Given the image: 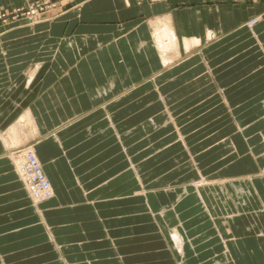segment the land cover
Returning a JSON list of instances; mask_svg holds the SVG:
<instances>
[{"label": "crops", "instance_id": "crops-1", "mask_svg": "<svg viewBox=\"0 0 264 264\" xmlns=\"http://www.w3.org/2000/svg\"><path fill=\"white\" fill-rule=\"evenodd\" d=\"M50 1L0 21V264H264V3Z\"/></svg>", "mask_w": 264, "mask_h": 264}, {"label": "built area", "instance_id": "built-area-1", "mask_svg": "<svg viewBox=\"0 0 264 264\" xmlns=\"http://www.w3.org/2000/svg\"><path fill=\"white\" fill-rule=\"evenodd\" d=\"M54 5L44 1L32 2L27 5L17 6L0 13V21L26 20L29 24L38 23L53 18ZM50 14V15H48ZM18 170L24 173L23 179L36 202L48 200L53 196V189L42 167L32 150L27 149L19 152Z\"/></svg>", "mask_w": 264, "mask_h": 264}, {"label": "rangeland", "instance_id": "rangeland-1", "mask_svg": "<svg viewBox=\"0 0 264 264\" xmlns=\"http://www.w3.org/2000/svg\"><path fill=\"white\" fill-rule=\"evenodd\" d=\"M40 1H43V3H44V1L45 2H47V3H50V4H53L54 5V8L53 9H55V10H53V18H56L57 16H62V15H64V13L66 12V10L68 11V9L70 8V7H68V8H66V9H63V5L65 4V3H63L62 4V2H60V1H50V0H36V1H34V2H40ZM65 1H69V3H71V2H74V0H65ZM261 2L262 3H264V0H261ZM66 5V4H65ZM71 5V4H70ZM73 5V4H72ZM79 5H81V2H77V4H74L73 6H75V8H78V6ZM73 6H71V7H73ZM263 10H264V8H263ZM48 15H50V14H48ZM258 21H260V16L259 15H257V16H253V17H251L250 19H248L247 21H246V24L251 28L252 26H254ZM165 27V26H164ZM162 28V29H159V31H161V33H163V37H162V41H164L163 43H161L160 44V46L162 47H158V45H157V47L159 48V49H161L163 52H169L171 49V47H173V46H176L175 44H170V42H169V40H168V37H167V35H165L164 36V34H166V29H168L167 27H165V28ZM159 38H157L156 39V42H157V40H158ZM160 40V39H159ZM158 40V41H159ZM166 40V41H165ZM166 42V43H165ZM158 44V43H157ZM166 45V46H165ZM164 59V63H167L168 61H166V60H169V61H172V59L170 58V57H168V59H166V58H163ZM172 63H169L168 62V64H166V66H169V65H171ZM27 149H30V150H32V152L34 153V151H33V149H32V147L31 146H29V145H26V146H21V147H17V148H15V149H13V150H11V151H9L8 152V154H9V157H10V159H11V161H12V163H13V166H14V168H15V170H16V173H17V175H18V177H19V179L21 180V182L23 183V186H24V188L26 189V192H27V194L29 195V197H30V199L34 202V203H40V202H43V201H39V202H36V201H34L33 199H32V197H31V195H30V192H29V190H28V188H27V184H25V180L23 179V176H22V174L24 175V173L22 172H20L19 170H18V167H17V165H18V162H19V152H21V151H23V150H27ZM43 170V169H42ZM25 176V175H24ZM44 201H46V200H44Z\"/></svg>", "mask_w": 264, "mask_h": 264}, {"label": "bare ground", "instance_id": "bare-ground-1", "mask_svg": "<svg viewBox=\"0 0 264 264\" xmlns=\"http://www.w3.org/2000/svg\"><path fill=\"white\" fill-rule=\"evenodd\" d=\"M165 27H167V26H165ZM164 27V28H165ZM169 28V27H168ZM165 35H167V37H168V40H169V42H170V44H175L176 43V36H175V34L173 33V31L172 30H169V29H166V34H164V36ZM162 37H163V33H161V31H159V30H157L156 31V39L157 38H159L158 40H157V42L156 43H158L157 45H158V47L160 48L161 46H160V44L161 43H163L164 41H162L161 39H162ZM166 41V40H165ZM166 43V42H165ZM162 45V44H161ZM163 46V45H162ZM166 46V45H165ZM162 48V47H161ZM164 60V59H163ZM180 239V238H179ZM179 250V249H178ZM180 251V250H179Z\"/></svg>", "mask_w": 264, "mask_h": 264}]
</instances>
